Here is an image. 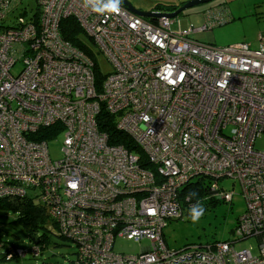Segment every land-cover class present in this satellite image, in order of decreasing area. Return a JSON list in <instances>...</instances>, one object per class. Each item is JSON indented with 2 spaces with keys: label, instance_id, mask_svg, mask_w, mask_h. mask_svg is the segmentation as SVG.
<instances>
[{
  "label": "built area",
  "instance_id": "2783aa9c",
  "mask_svg": "<svg viewBox=\"0 0 264 264\" xmlns=\"http://www.w3.org/2000/svg\"><path fill=\"white\" fill-rule=\"evenodd\" d=\"M34 1L0 0V199L43 203L54 230L77 246L73 264H264V152L255 147L264 135V45L192 38L227 21L219 8L206 10L202 26L173 28V18L153 22L116 0ZM71 16L113 64L101 93L92 58L63 37ZM102 106L154 170L100 131ZM61 134L56 160L49 142ZM191 177L212 180L211 194L228 202L235 193L220 180L239 184L246 210L234 240L169 247L164 229L182 215L178 193ZM252 237L257 255L236 250ZM120 238L150 245L118 253Z\"/></svg>",
  "mask_w": 264,
  "mask_h": 264
},
{
  "label": "rangeland",
  "instance_id": "374dc122",
  "mask_svg": "<svg viewBox=\"0 0 264 264\" xmlns=\"http://www.w3.org/2000/svg\"><path fill=\"white\" fill-rule=\"evenodd\" d=\"M32 3L34 0H30ZM137 9L153 11L158 13H171L174 8L169 4L183 5L184 0H128ZM191 1V0H187ZM158 4H161L158 6ZM210 8H219L225 11L229 20L225 24L216 25L208 31L197 32L191 35L192 38L202 42L213 43L217 46L238 44L243 41L257 47L260 42L264 44V0H213L199 4L184 10L177 17L173 18V28H192L202 26L206 22L205 11ZM260 36L263 37L260 40ZM85 42L94 47L90 38L83 36ZM102 71L110 74L114 71L113 64L104 56L99 57ZM18 65L15 71H19ZM64 136L61 134L51 140L49 148L54 159L63 158ZM255 147L264 152V135L257 138ZM220 186L227 191L235 193L233 202L223 200L212 206L202 205L205 209L204 215L196 222L191 220V211L185 209L182 218L173 219L164 229L166 242L172 249H182L192 243H207L216 240H234V229L238 218L246 210V201L241 195V188L238 183L230 178L221 179ZM17 214L0 209V264H73L78 260L76 244L65 238L57 236L51 224L47 229L39 231V237L45 232L49 236L48 246L40 257H33L30 253L25 257L5 260L6 248L1 246L5 242L20 247H31L33 242L25 232V229L18 223H13ZM150 245L148 239L141 242L120 238L116 240L115 251L118 253L135 255L140 254L142 249ZM237 251L244 248L252 249L253 253H259V239L252 237L235 243Z\"/></svg>",
  "mask_w": 264,
  "mask_h": 264
},
{
  "label": "trees",
  "instance_id": "16d2710c",
  "mask_svg": "<svg viewBox=\"0 0 264 264\" xmlns=\"http://www.w3.org/2000/svg\"><path fill=\"white\" fill-rule=\"evenodd\" d=\"M159 5L161 4H158V6ZM168 6L170 8L177 9L181 5L169 4ZM150 21L155 22L156 19L153 18L150 19ZM228 21L229 20L227 19L226 22ZM61 29H62L63 37L65 39L69 40L72 44L82 49L86 54H88L92 58V62H93L92 67L96 76V88L98 93H101L103 90V82L107 77V74L104 71H102L99 62V57L103 55V52L99 49V47L96 46L93 39L90 38L85 33L80 23L74 17L71 16L63 19L61 22ZM83 36L86 37L88 36L94 47H91L88 43H86L85 38H83ZM116 119H117V115L109 112L105 108V106H102L101 111L97 116V121L100 131L107 134L108 140L111 144H122L127 148L141 154V157L144 158L141 160L144 166L154 170L156 165L152 164L150 160H147V158H145V155L141 152V150H139L138 145H136L135 141H133L128 134H125L117 127ZM212 183H213L212 180H210L209 178L191 177L187 182H185L182 185L178 194L180 200L182 201L181 204L183 206V213L179 218L183 217L185 209L190 212L198 203L201 205L208 204L209 206H212L221 200L228 202L224 198H219L211 194L210 189ZM0 209L17 214V217L13 220V223L15 222L20 224L25 229V232L33 242L32 246L28 248L20 247L15 244H11L9 242H5L1 244V246L6 248L5 260L12 261L15 258H20L17 256L16 253H13L14 250L17 248L28 249L29 250L28 253L31 254L32 248L35 245H39L43 253L45 248L48 246L47 241L49 240V236L46 235V233L44 232L43 236L39 237V231L40 230L44 231L45 229H47L46 228L47 224L49 223V220H51L50 215L47 212L46 206L43 203L39 202L37 198H34V196L27 195L25 197H6L4 199H0ZM179 218H174V219H179ZM51 224L52 225L54 224L52 223V220H51ZM53 232H55L57 236H60L55 230ZM60 237L65 238L63 236ZM164 238H165V234H164ZM35 240L38 241V243H36ZM216 242H219V240L213 242H207L205 244L204 243H195V244L206 245ZM10 253H13V257L11 258H9Z\"/></svg>",
  "mask_w": 264,
  "mask_h": 264
},
{
  "label": "water",
  "instance_id": "95a60500",
  "mask_svg": "<svg viewBox=\"0 0 264 264\" xmlns=\"http://www.w3.org/2000/svg\"><path fill=\"white\" fill-rule=\"evenodd\" d=\"M117 2H119L120 4L124 5L125 7H127L130 11L144 17V18H160V17H165V18H175L176 16H178L179 14H181L184 10L199 5V4H204L213 0H191L188 1L187 3L183 4L182 6H180L179 8H177L176 10H174L171 13H158V12H153V11H143L140 9H137L135 6L132 5L131 2H129L128 0H116ZM36 241V240H35ZM36 243H38V241H36Z\"/></svg>",
  "mask_w": 264,
  "mask_h": 264
},
{
  "label": "clouds",
  "instance_id": "9594fccd",
  "mask_svg": "<svg viewBox=\"0 0 264 264\" xmlns=\"http://www.w3.org/2000/svg\"><path fill=\"white\" fill-rule=\"evenodd\" d=\"M205 209L201 204H197L192 210H191V220L193 223H196L203 215H204Z\"/></svg>",
  "mask_w": 264,
  "mask_h": 264
},
{
  "label": "crops",
  "instance_id": "0c3cea01",
  "mask_svg": "<svg viewBox=\"0 0 264 264\" xmlns=\"http://www.w3.org/2000/svg\"><path fill=\"white\" fill-rule=\"evenodd\" d=\"M185 2L187 3L188 1H187V0H184V2H183V3H185ZM175 5H176V4H175ZM178 8H179V7H178ZM261 43L263 44V42H260V44H261ZM250 44H251V43H250ZM260 44H259L257 47H259V46H260ZM263 45H264V44H263ZM251 46H252V44H251ZM252 47H253V46H252ZM257 47H253V48H257Z\"/></svg>",
  "mask_w": 264,
  "mask_h": 264
},
{
  "label": "bare ground",
  "instance_id": "6f19581e",
  "mask_svg": "<svg viewBox=\"0 0 264 264\" xmlns=\"http://www.w3.org/2000/svg\"><path fill=\"white\" fill-rule=\"evenodd\" d=\"M181 6H182V5H181ZM176 17H177V16H176ZM205 18H206V11H205ZM215 26H216V25H215ZM213 27H214V26H213ZM213 27H212V28H213ZM204 31H208V30H204ZM204 31H202V32H204Z\"/></svg>",
  "mask_w": 264,
  "mask_h": 264
}]
</instances>
